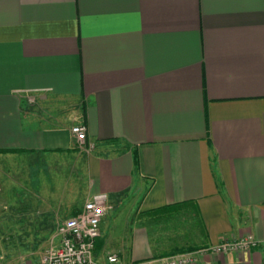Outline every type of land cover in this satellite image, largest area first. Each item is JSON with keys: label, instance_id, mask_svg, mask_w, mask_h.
Instances as JSON below:
<instances>
[{"label": "crops", "instance_id": "obj_1", "mask_svg": "<svg viewBox=\"0 0 264 264\" xmlns=\"http://www.w3.org/2000/svg\"><path fill=\"white\" fill-rule=\"evenodd\" d=\"M95 191L114 210L98 261L250 233L254 246L196 264H264V0H0V205L20 202L0 264H38ZM171 203L189 209L178 226L152 211Z\"/></svg>", "mask_w": 264, "mask_h": 264}, {"label": "built area", "instance_id": "obj_2", "mask_svg": "<svg viewBox=\"0 0 264 264\" xmlns=\"http://www.w3.org/2000/svg\"><path fill=\"white\" fill-rule=\"evenodd\" d=\"M70 130L77 145L85 143V124L73 123ZM109 207L108 194L105 191H95L86 197L73 214L57 223L38 264H129L123 262L117 252H107L101 261L95 258L94 247L100 232L99 222ZM256 243V238L247 233L239 238L222 239L209 246L157 256L149 264H196L199 256L208 250L217 252L247 249Z\"/></svg>", "mask_w": 264, "mask_h": 264}, {"label": "rangeland", "instance_id": "obj_3", "mask_svg": "<svg viewBox=\"0 0 264 264\" xmlns=\"http://www.w3.org/2000/svg\"><path fill=\"white\" fill-rule=\"evenodd\" d=\"M76 147L78 148L76 152H78V150L80 149H84L86 147L85 143L81 144V145H77ZM67 158H71V161L73 162V164L75 163V161L78 159L76 154H66ZM75 165V164H74ZM76 172L79 171H75ZM75 176V175H74ZM188 207H181V208H174V209H169V210H159V214L165 215V213H169L170 216H168V218L163 219L162 218V222L163 223H168L171 225H175L178 226L179 224H182L183 221H186V219H184L185 217L183 216L185 213L183 211H185ZM110 211H114L111 210L113 209V202H110V207H109ZM108 209V210H109ZM132 209V208H130ZM189 210V209H187ZM125 212H127V208L125 207L118 209V215L115 219V223L116 225L119 227L121 225V223H124L126 220H130V218L127 217V219H125L124 215L122 216V214H124ZM161 212V213H160ZM20 202L18 203H13L10 204L8 207H3V204L0 205V240L2 244L5 243H12V242H17L20 241V237H18L17 235H20ZM131 214H133L131 212ZM153 214V213H150ZM183 214V215H182ZM155 215V214H154ZM148 217V216H147ZM150 217V216H149ZM64 218V217H63ZM145 217H137V221H144ZM150 218H154V217H150ZM132 219V216H131ZM146 219V218H145ZM60 221V220H59ZM159 223H161L160 220H158ZM155 223V222H153ZM158 223V224H159ZM157 224V222L155 223ZM161 225V224H159ZM50 236V235H49ZM49 236L46 237L45 242L43 244H41L37 249L35 250H31L30 254H32V257L38 258L40 257L41 253L43 252V249L46 245H48L50 239ZM28 251H20V258L24 256V254L22 255V253H25ZM102 252L101 249H98L97 253ZM109 252H116V251H109Z\"/></svg>", "mask_w": 264, "mask_h": 264}, {"label": "trees", "instance_id": "obj_4", "mask_svg": "<svg viewBox=\"0 0 264 264\" xmlns=\"http://www.w3.org/2000/svg\"><path fill=\"white\" fill-rule=\"evenodd\" d=\"M135 161H136V158H135ZM174 208H177V205L176 203H171V204H166V205H162L160 207H156V208H153L152 211H159V210H171V209H174ZM184 248H187V249H191L193 248L192 246H180V247H175L174 249H171V252H175V251H182Z\"/></svg>", "mask_w": 264, "mask_h": 264}]
</instances>
